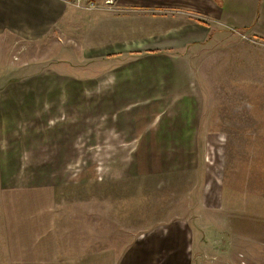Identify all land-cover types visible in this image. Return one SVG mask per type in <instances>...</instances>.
<instances>
[{"label": "rangeland", "instance_id": "1", "mask_svg": "<svg viewBox=\"0 0 264 264\" xmlns=\"http://www.w3.org/2000/svg\"><path fill=\"white\" fill-rule=\"evenodd\" d=\"M226 5L235 15L229 25L248 21L264 37V0ZM77 13L85 15L81 33L69 40L0 41L3 207H23L20 187L38 173L1 167L10 164L8 147L21 149L29 129L43 130L49 134V221L66 264L120 260L136 246L137 260L152 264L163 256L191 264H264V40L227 27L223 35L235 39L222 38L205 48V57L198 55L194 147L143 152L173 148L146 144L155 134L164 139L173 105L152 103L150 90L134 93L131 86L148 78L135 73L125 82L129 95L119 97L114 80L147 64L128 55L95 57L86 47L150 39L155 27L147 17L123 23ZM118 97L120 103L110 102ZM43 110L49 117L36 120ZM17 155L22 162L31 156L15 153L12 166L20 163ZM172 231L179 237L186 231L182 256Z\"/></svg>", "mask_w": 264, "mask_h": 264}, {"label": "crops", "instance_id": "2", "mask_svg": "<svg viewBox=\"0 0 264 264\" xmlns=\"http://www.w3.org/2000/svg\"><path fill=\"white\" fill-rule=\"evenodd\" d=\"M221 2L219 0H114L107 6L104 0H98V9L89 12L76 9L65 0H0V41L16 40L32 46L45 44L54 40V37L69 40L81 33L79 22L85 15L77 13L78 11L99 12L100 16L106 15L113 21L123 23L131 16L134 17L133 19L139 18L138 16L147 17L146 19H149L155 27L150 39L134 40L131 44L130 40L123 41L120 44H111L110 48L107 45L86 47L90 50L88 55L103 58L113 54L128 55L139 58L134 63L144 61L147 64L146 69L139 71L138 67L133 66L123 72L121 79H115L111 86L118 90L119 97L124 94L128 96L125 82H128L134 73L136 79L144 75L148 77L147 80H143L142 83L139 81L130 89H133L134 93L150 90L153 93L147 97L152 99V103H157L159 106L173 105L171 112H167L170 123L165 126L167 133L162 135L164 139L158 141L155 134L150 144L148 140L146 142L147 146L151 147L173 148L141 151L190 152L191 147H194L192 138L195 133L197 134L193 122L198 119V114L201 112L199 95L195 90L198 87L195 67L202 68V61L198 63L200 59L198 55L205 57L206 47H213L218 40L225 39L223 33L228 30L227 27L234 29L233 31H249L245 34L264 40L263 36L255 33L254 25L248 21L229 25L230 18L235 15L227 11L226 0ZM94 18L95 16L91 19ZM228 33L230 32H226ZM229 38L235 39L232 37L226 39ZM85 51L87 53V50ZM137 53L141 54L137 55ZM125 73L129 76L125 77ZM107 85H110L109 82L103 83L104 88ZM119 97L117 101L110 102L120 103ZM37 98L38 96L31 102L35 109ZM35 109L32 107L29 113ZM39 115L36 120L46 115L45 118L49 117L45 110ZM23 137L25 139L21 145L24 147L21 149H18V146L17 148L7 146L11 148L8 151L10 158L7 159V161L10 159V164L1 167H24L37 170L38 173L36 179L33 174L28 176L30 181H25L26 185L20 187L18 199L22 201L21 205L24 204L23 207H15L16 209L3 207L6 198L3 196L2 183L0 184V264L6 262L7 264H66L65 256L60 250V240L55 235V225L50 224L49 221L51 214L49 165L45 162L49 152L47 146L49 134L43 130L29 129ZM19 151L22 153L28 151L31 156L28 161L22 162L17 155L20 163L15 159L17 164L12 166V159ZM16 217L20 218L16 220ZM178 232L172 231V234L177 240L175 249L179 248L182 256L189 244L186 243L184 233L186 231H181V237ZM163 243L164 241L161 245ZM136 247L133 251L128 250L120 260L98 263L152 264V260H137L135 255L139 249L135 250ZM141 247L142 245H138V248ZM163 259L164 256L155 264H191L192 262V260H182V257L181 260Z\"/></svg>", "mask_w": 264, "mask_h": 264}, {"label": "built area", "instance_id": "3", "mask_svg": "<svg viewBox=\"0 0 264 264\" xmlns=\"http://www.w3.org/2000/svg\"><path fill=\"white\" fill-rule=\"evenodd\" d=\"M67 3L72 5L74 8L83 10V11H91L98 9L96 0H65ZM114 0H104L105 5H111Z\"/></svg>", "mask_w": 264, "mask_h": 264}]
</instances>
